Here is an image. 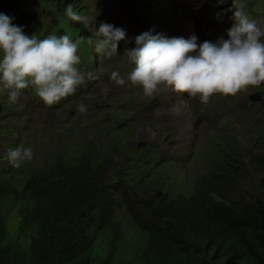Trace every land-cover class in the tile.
I'll use <instances>...</instances> for the list:
<instances>
[{
	"label": "rangeland",
	"instance_id": "1",
	"mask_svg": "<svg viewBox=\"0 0 264 264\" xmlns=\"http://www.w3.org/2000/svg\"><path fill=\"white\" fill-rule=\"evenodd\" d=\"M13 1L39 22L41 27L37 34L42 33L45 36L57 33L58 17L67 18V4H72L82 21L89 23L90 30L100 19H115L130 24L131 14L136 9L131 0H109L110 3L102 0ZM142 1L135 0L140 11L138 17L145 12ZM241 2L251 16L264 20L260 15L264 3L260 0ZM208 6V1L174 0L165 4L163 19L166 23L174 24L180 13L194 15ZM262 14L264 15V11ZM82 21H72L71 25L80 29ZM150 21L153 29L161 28L162 23L155 19L153 10L150 13ZM58 32L60 35L65 34L61 30ZM73 41L77 43L78 55L81 58L78 68L85 76L89 70L87 65L92 62L90 38L81 34ZM119 51L120 49L111 58L102 55L100 62L95 66L100 71L97 79L88 84V87L82 88L78 96L68 101V97L62 99L57 103L60 105L58 107L48 108L50 106H46L31 90H25V98L13 104L9 102L7 92L0 89V177L11 176L15 190L20 191L19 187L32 176L29 175L38 170L37 165L43 166L50 156L61 155L62 152L65 159L74 160L80 152L75 147L76 143L78 142L83 150L87 149V139L90 142L96 141L97 153L104 149H120L128 145L127 149H121L115 154V163H103L106 166L107 182L112 184L110 193L113 197L120 198L121 189L125 188L129 201L127 207L131 208L130 203L135 204L139 199L150 198L153 202H166L180 195L186 196L189 184L194 183L196 176L210 170L222 169L219 164L224 165L221 157L225 156L232 161L244 160L242 165L247 167H244L240 182L234 183V187L229 189L228 200L246 204L261 197L263 202L264 162L254 165L252 157L259 156L264 159V85L240 96L245 100L248 96L256 94L253 98H256L255 102L260 106V110L235 107L231 113L215 123L214 120L196 116V100L188 96L180 97L167 93L148 98L140 88L116 86L108 78L109 72L115 70L121 76H126L128 69V58L121 56ZM84 85L85 83L78 88ZM32 93L42 108L34 103ZM79 104L86 105L85 113L77 111ZM103 129L115 131V134H101ZM109 137H114L113 141H109ZM72 138L75 140L71 141ZM127 140L128 143H125ZM20 145L30 147L33 151V163L28 162L32 172L27 171L26 176L21 175L23 172L19 173L17 168L4 159L9 149ZM145 146H151L155 152H164L168 160L153 162L152 156L142 149ZM91 151L93 150H89V154ZM89 156L93 161H99L97 155ZM117 169H122L124 174L143 178V183L128 182L126 176H122V172ZM156 192L158 195L153 197ZM26 193L27 191L23 194L15 192L19 200L4 194L0 196V218L5 239L8 241L6 243L14 244L11 245L14 249L27 256L28 237L33 234L34 226L22 223L24 209L31 205L30 200H25ZM213 196L216 199L214 193ZM92 201L102 202L100 194L97 193ZM112 208L119 224L117 239H113L110 228L106 227L107 222L97 217L95 208H91L92 222H97L102 227L97 228L95 235H89L88 239L82 242V254L87 252L89 264H107L108 260L104 261L107 257H111V264H143L144 253L148 248L147 235L133 223L123 208ZM196 253L197 256L202 254L207 264H247V261L227 262L223 257L214 256L211 251ZM197 262L199 261L195 263L199 264Z\"/></svg>",
	"mask_w": 264,
	"mask_h": 264
},
{
	"label": "trees",
	"instance_id": "2",
	"mask_svg": "<svg viewBox=\"0 0 264 264\" xmlns=\"http://www.w3.org/2000/svg\"><path fill=\"white\" fill-rule=\"evenodd\" d=\"M0 13L30 31L39 28L38 21L13 0H0ZM75 147L80 152L74 160L65 159L62 152L50 156L43 166L37 165L38 170L33 174L30 166L33 160L17 168L23 176L27 171L32 175L19 187L20 191L15 190L11 176L0 177V196L19 200L15 192L27 191L25 200H30L31 205L24 209L22 223L34 226L33 234L28 237L26 256L14 249V244L6 243L0 218V264H89L87 252L82 254V242L102 227L92 222L91 208H95L97 217L101 213L100 219L107 222L106 227L116 240L119 224L112 207L120 205L147 235L143 264H196V261L207 264L204 256L196 253L206 251L227 262L264 264V201L257 197L242 204L227 198L234 183L240 182L244 160L221 157L222 169L196 176L186 196L166 202L139 199L135 204L130 203V208L125 188L121 189L119 200L110 193L112 184L107 182L104 161L95 162L89 156L92 155L89 149L83 150L77 144ZM252 158L254 165L264 162L263 157ZM97 193L102 202L92 201ZM107 260L111 264V257L104 261Z\"/></svg>",
	"mask_w": 264,
	"mask_h": 264
},
{
	"label": "clouds",
	"instance_id": "3",
	"mask_svg": "<svg viewBox=\"0 0 264 264\" xmlns=\"http://www.w3.org/2000/svg\"><path fill=\"white\" fill-rule=\"evenodd\" d=\"M226 2L216 0L218 5ZM244 7L241 0H232L231 7L225 10L232 13L230 19L233 21L227 29V39L220 36L215 41L205 40L198 44L196 35L185 39L142 32L135 37V47L127 52L134 67L127 76L112 72L110 81L119 87L140 88L148 98L171 92L186 94L203 104L216 95L236 96L250 88L259 89L264 85V29L244 11ZM220 15L217 13V18ZM65 16L71 21H82L72 4H67ZM12 19L0 13V89L7 92L9 102L16 104L25 98L27 89H32L46 106L74 95L85 80L78 68L81 58L77 43L68 34L58 36L53 33L43 39L35 33L25 34L23 27L14 25ZM95 36L94 50L106 58L118 53L120 41L129 39L126 30L104 22ZM77 111L85 113L86 105L79 104ZM88 141L86 139L87 149L93 150L91 153L98 156V162L104 161L108 165L115 163L117 152L128 148L127 145L97 153ZM76 144L81 148L78 142ZM4 159L11 166L20 168L33 159V151L20 145L9 149ZM117 170L128 182L143 183L140 178ZM118 208L125 210L123 205Z\"/></svg>",
	"mask_w": 264,
	"mask_h": 264
},
{
	"label": "bare ground",
	"instance_id": "4",
	"mask_svg": "<svg viewBox=\"0 0 264 264\" xmlns=\"http://www.w3.org/2000/svg\"><path fill=\"white\" fill-rule=\"evenodd\" d=\"M97 212H99V211H98V208H97ZM99 218H101V213H99Z\"/></svg>",
	"mask_w": 264,
	"mask_h": 264
},
{
	"label": "water",
	"instance_id": "5",
	"mask_svg": "<svg viewBox=\"0 0 264 264\" xmlns=\"http://www.w3.org/2000/svg\"><path fill=\"white\" fill-rule=\"evenodd\" d=\"M253 97H255V95ZM157 195H158V192L154 196H157Z\"/></svg>",
	"mask_w": 264,
	"mask_h": 264
}]
</instances>
